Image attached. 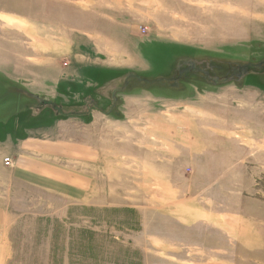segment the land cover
<instances>
[{
    "label": "rangeland",
    "instance_id": "rangeland-1",
    "mask_svg": "<svg viewBox=\"0 0 264 264\" xmlns=\"http://www.w3.org/2000/svg\"><path fill=\"white\" fill-rule=\"evenodd\" d=\"M91 110L86 196L15 177ZM0 207V264H264V0H0Z\"/></svg>",
    "mask_w": 264,
    "mask_h": 264
},
{
    "label": "crops",
    "instance_id": "crops-1",
    "mask_svg": "<svg viewBox=\"0 0 264 264\" xmlns=\"http://www.w3.org/2000/svg\"><path fill=\"white\" fill-rule=\"evenodd\" d=\"M91 112L92 116L95 114V120L90 124L87 120L85 125L84 122L81 124L79 141L75 138H45L34 133L19 139L15 146V177L48 189L67 190L70 196L77 195L75 190L79 191L80 197L86 196L94 176L96 180L98 175L104 178L105 159L110 156L118 162L116 157L119 156L120 137L123 136L121 122L110 119L115 112ZM91 126H94V131ZM127 147L135 151L129 145ZM131 156L136 157L135 153ZM71 163L74 164L69 166L70 169L64 167ZM76 166L79 170L73 169ZM5 215V209L0 207V230L5 223ZM1 249L0 241V261Z\"/></svg>",
    "mask_w": 264,
    "mask_h": 264
},
{
    "label": "built area",
    "instance_id": "built-area-1",
    "mask_svg": "<svg viewBox=\"0 0 264 264\" xmlns=\"http://www.w3.org/2000/svg\"><path fill=\"white\" fill-rule=\"evenodd\" d=\"M5 162L7 165L11 163V161H9L8 158L5 159Z\"/></svg>",
    "mask_w": 264,
    "mask_h": 264
}]
</instances>
